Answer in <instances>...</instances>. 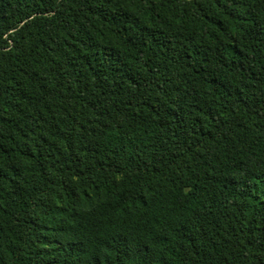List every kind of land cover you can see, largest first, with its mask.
I'll return each mask as SVG.
<instances>
[{
	"label": "trees",
	"instance_id": "1",
	"mask_svg": "<svg viewBox=\"0 0 264 264\" xmlns=\"http://www.w3.org/2000/svg\"><path fill=\"white\" fill-rule=\"evenodd\" d=\"M0 264H264V0H0Z\"/></svg>",
	"mask_w": 264,
	"mask_h": 264
}]
</instances>
